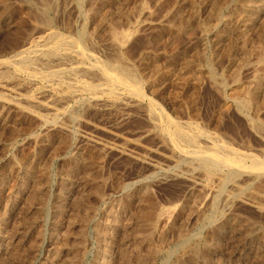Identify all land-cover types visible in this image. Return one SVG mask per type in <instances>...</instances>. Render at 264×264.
Here are the masks:
<instances>
[{"label":"rangeland","instance_id":"rangeland-1","mask_svg":"<svg viewBox=\"0 0 264 264\" xmlns=\"http://www.w3.org/2000/svg\"><path fill=\"white\" fill-rule=\"evenodd\" d=\"M29 1L0 0L1 60L13 57L15 50L29 39L36 41L48 28L74 36L87 26L92 39L88 38V50L104 61L120 56L118 60L133 66L145 103L137 98L132 105L123 100L103 103L82 92L78 100L63 103L70 105L66 115L72 112L77 118L64 114L47 121L51 114L47 110L20 111L14 103L17 95L9 89L16 86L20 94L37 97L39 92L40 99L54 100L61 92L55 81L39 80L30 88L26 80L20 82L13 67L6 76L0 75L4 80L0 84L5 83L0 86V264H264V211L243 201L224 208L222 198L217 208L223 214L207 222L214 192L185 178L188 165L179 169L178 153L163 141L145 109L148 101H155L176 123L199 125L239 151L263 156L264 0H82L80 6L76 0H55L58 5L53 0ZM219 4L225 8L220 19L214 12ZM41 9L51 25L43 22ZM24 15L26 22L23 19L18 26ZM116 30L124 45L117 46ZM212 70L223 87L213 80ZM252 90L258 94L247 112L236 99H248ZM257 182L254 202L264 205V180ZM183 237H190L185 246Z\"/></svg>","mask_w":264,"mask_h":264},{"label":"bare ground","instance_id":"bare-ground-1","mask_svg":"<svg viewBox=\"0 0 264 264\" xmlns=\"http://www.w3.org/2000/svg\"><path fill=\"white\" fill-rule=\"evenodd\" d=\"M14 1V0H13ZM35 1V0H34ZM38 0H36L37 2ZM40 1V0H39ZM42 1V0H41ZM47 1V0H45ZM55 1V0H53ZM94 1V0H93ZM99 1V0H98ZM191 1V0H189ZM228 1V0H227ZM231 1V0H230ZM235 0H233L234 2ZM243 0L239 1L242 2ZM247 1V0H246ZM250 1V0H249ZM28 2L30 3V1L28 0ZM44 2V1H43ZM41 2V3H43ZM58 2V1H57ZM57 2L55 1V5H58ZM78 6L81 5L82 0H76ZM85 2V0H84ZM92 2V1H91ZM96 2V1H95ZM100 2V1H99ZM147 2V1H146ZM195 2V1H193ZM229 2V1H228ZM227 2V3H228ZM252 2V1H251ZM19 3V2H18ZM27 3V2H26ZM28 3V4H29ZM103 3V2H102ZM144 3V1H143ZM214 3V2H213ZM223 3V2H222ZM225 3V4H227ZM232 3V2H230ZM244 3V2H243ZM252 3H256L258 5L257 2H252ZM17 4V3H16ZM24 4V2H23ZM31 4H33L31 2ZM30 4V5H31ZM51 4V3H50ZM53 4V3H52ZM84 4V3H83ZM82 4V5H83ZM248 4V3H247ZM37 5V4H35ZM39 5V4H38ZM37 5V7H38ZM43 5V4H42ZM45 5H49L48 2H46ZM214 5H216L214 3ZM222 4H219L218 6H216L215 9V15L217 16V18H222L221 15L223 10V7L220 6ZM233 5H235L233 3ZM231 4V6H233ZM238 5V3H237ZM250 5V7H253L252 5L254 4H248ZM1 6V5H0ZM14 6V5H13ZM12 6V7H13ZM29 6V5H28ZM26 6V7H28ZM41 6V5H40ZM44 6V5H43ZM225 6V5H224ZM261 6V5H260ZM2 7V6H1ZM9 7V5H8ZM11 7V6H10ZM22 7V6H21ZM24 7V6H23ZM25 7V9H26ZM32 7V6H31ZM36 7V8H37ZM53 7V6H52ZM82 7V6H81ZM96 7V5H95ZM145 7V4L144 6ZM199 7V6H198ZM214 7V6H213ZM236 7V6H235ZM255 7V6H254ZM253 7V8H254ZM257 7V6H256ZM5 8V7H4ZM30 8V7H29ZM34 8V9H36ZM77 8V7H76ZM252 8V9H253ZM3 9V8H2ZM23 9V8H22ZM38 9V8H37ZM44 9V8H43ZM47 9V8H46ZM45 9V10H46ZM57 10V8L55 7L54 10ZM79 9V7H78ZM83 9V8H82ZM96 9V8H95ZM249 9V8H248ZM251 9V10H252ZM4 10V9H3ZM33 10V9H32ZM48 10V9H47ZM81 10V8H80ZM97 10V9H96ZM95 10V11H96ZM113 10V9H112ZM145 10V9H144ZM227 10V9H226ZM237 10V7H236ZM242 10H244V7L242 8ZM9 11V10H8ZM38 11V10H37ZM42 11V9H41ZM52 11V10H51ZM82 11V10H81ZM106 11V10H105ZM125 11V10H124ZM173 11V10H172ZM209 11V10H208ZM232 12L234 11L231 10ZM258 11V9H257ZM256 11V12H257ZM34 12V11H33ZM40 12V11H39ZM39 12H36L39 13ZM44 11L41 12L42 14V19H44L43 22L46 23V25H51V18L50 16H48L49 18H46L45 15H43ZM46 12V11H45ZM58 12V11H57ZM87 12V11H86ZM99 12V11H96ZM119 12V11H118ZM236 12V11H235ZM240 12V11H239ZM245 12H247L245 10ZM3 13V12H2ZM1 13V14H2ZM35 13V12H34ZM34 13L32 15H34ZM48 13V12H47ZM82 13V12H81ZM88 13V12H87ZM92 13V12H91ZM229 13V12H228ZM227 13V14H228ZM238 13V11L236 12V14ZM242 13V12H241ZM251 13V11L249 12ZM248 13V14H249ZM253 13V12H252ZM251 13V14H252ZM39 14V15H41ZM51 14V13H50ZM104 14L105 13H101ZM214 14V13H213ZM236 14L234 15L232 13V15L236 16ZM243 16L244 12L242 13ZM247 14V13H246ZM87 15V14H86ZM254 15V13H253ZM53 16V15H52ZM51 16V17H52ZM102 16V15H101ZM109 16V15H108ZM229 18H231V13ZM240 16V15H239ZM249 16V15H248ZM251 16V15H250ZM248 17L249 19L251 17ZM256 16V15H255ZM22 17V16H21ZM28 17V16H27ZM56 17V16H55ZM88 17V16H87ZM107 17V16H106ZM233 17V16H232ZM238 17V16H236ZM246 17V16H245ZM244 17V18H245ZM53 18V17H52ZM94 17H92L93 19ZM111 18V17H109ZM122 18V17H121ZM240 18H242L240 16ZM255 18V17H254ZM26 22L25 20V15L24 18L22 17V21ZM32 19V18H31ZM84 19V18H83ZM87 19V18H86ZM104 19V18H103ZM225 19V18H224ZM252 19V18H251ZM55 20V19H54ZM236 20V19H235ZM246 20V19H245ZM244 20V22H246ZM253 20V19H252ZM23 22H20L19 25H22ZM29 21V20H28ZM31 21V20H30ZM225 21V20H224ZM223 21V22H224ZM19 22V21H18ZM33 22V21H31ZM54 22V21H53ZM62 22V21H61ZM104 22V20H103ZM111 23L112 21H108L107 23ZM229 22V21H228ZM248 22V20H247ZM247 22L245 24H247ZM250 22V21H249ZM109 23V24H110ZM138 23V22H137ZM217 23V21H216ZM219 23V21H218ZM217 23V24H218ZM220 23H222V21H220ZM225 23V22H224ZM252 23V22H250ZM32 24V23H31ZM54 24V23H53ZM215 24V23H214ZM242 24V23H241ZM244 24V23H243ZM44 25V23H43ZM84 26L86 25L85 23L83 24ZM134 25V24H133ZM222 25V24H220ZM16 26V25H15ZM27 26V25H26ZM198 26V25H197ZM208 26V25H207ZM211 26V25H210ZM247 26V25H245ZM32 27V26H31ZM36 27V26H34ZM33 27V28H34ZM215 29L217 28V26H213ZM54 28V27H53ZM87 28V26H86ZM86 28H82V30H79V33L74 35V36H68L65 35L63 33H59L56 31H53L50 28H46L47 30L44 32V34L41 36H39L37 38V40L35 41L34 39H29L28 42H26V44L24 46H22L19 50H15V54L13 55V57H10L8 59H0V75L1 76H6L7 73L10 71V68H14L15 71L14 73H16L18 76L17 78L20 80H26V82L28 83V85H37L39 80H43V81H48V82H52L55 81V83H57L60 86V94L55 95V99L54 100H48V101H44L42 99H40L39 97L41 96L42 93H40V96L34 97L32 95H28V94H20L19 91L16 89H14L15 87L9 89V92H12L13 94L17 95V101L14 102L15 104H17L20 108H22L20 111H27L28 112H35L34 108H40L41 110H47L49 111L50 117L49 120H53L56 121L59 119L60 116L62 115H66V113H68L69 111L67 110V108H69V106L66 108L64 107V102H68L67 100L70 99H77L79 97H81V93L85 92V93H89L91 95V98L94 100H97L98 102H103V103H118V101H122L123 103H128L129 104H133L135 98L138 99L139 102H144V92H143V86H142V81L140 79V77L137 75L136 71L134 70V68H132L133 66H129L123 63V61L121 62L120 60V56H118V60L115 56V59H111L108 61H104L102 60V58L97 57L94 53L90 52L87 48V44H88V38L91 39V37H88L89 34L86 32ZM105 28V27H104ZM114 28V27H113ZM17 29V28H16ZM15 29V30H16ZM24 29V28H23ZM40 29V26H39ZM80 29V28H79ZM93 29V28H92ZM110 29V28H109ZM121 29V28H120ZM129 29V28H128ZM223 29V28H222ZM225 29V28H224ZM21 30V29H20ZM19 30V31H20ZM37 30V29H36ZM111 30V29H110ZM115 30V29H114ZM119 30V29H118ZM127 30V29H125ZM136 30V29H135ZM203 30V29H202ZM21 30V34H22ZM58 31V30H57ZM109 31V30H108ZM29 32V31H28ZM106 32V31H105ZM120 32V31H118ZM116 31H113V38L116 41L117 46H120V44L122 43L121 40V36L120 34ZM202 32V31H201ZM220 32V31H219ZM247 32V31H246ZM11 33V32H10ZM121 33H123V31H121ZM129 33V32H128ZM133 33V32H132ZM32 34V33H31ZM92 34V33H91ZM90 34V35H91ZM244 34V33H243ZM98 35V34H97ZM95 35V36H97ZM212 35V34H211ZM242 35V34H241ZM248 35V34H247ZM8 36V35H7ZM92 36V35H91ZM129 36V35H128ZM127 36V39H128ZM22 37V36H21ZM28 37V36H27ZM98 37V36H97ZM112 37V36H111ZM29 38V37H28ZM35 38V37H34ZM113 38H111L113 40ZM126 38V37H125ZM14 39V38H13ZM92 40V39H91ZM14 41V40H13ZM22 41V40H21ZM124 41V40H123ZM205 41V40H204ZM112 42V41H110ZM6 43V42H5ZM13 43V42H12ZM15 43V42H14ZM18 43V42H17ZM16 43V44H17ZM20 43V42H19ZM205 43V42H204ZM21 44V43H20ZM19 44V45H20ZM98 44V43H97ZM96 44V45H97ZM114 44V43H113ZM123 44V43H122ZM9 45V44H8ZM14 45V44H13ZM124 45V44H123ZM245 45V44H243ZM6 46V45H5ZM10 46V45H9ZM17 46V45H15ZM91 46V45H90ZM99 46V44L97 45ZM8 47V46H7ZM19 47V46H18ZM92 47V46H91ZM218 47V46H217ZM95 48V47H94ZM101 48V47H100ZM117 48V47H114ZM119 48V47H118ZM18 49V48H16ZM93 49V48H92ZM106 49V48H105ZM257 49V48H256ZM255 49V50H256ZM259 49V48H258ZM9 50V49H8ZM7 50V51H8ZM115 50V49H114ZM120 50V49H119ZM107 51V50H106ZM263 50H261L262 52ZM105 52V51H104ZM118 52V51H117ZM257 52V51H255ZM259 52V55H261ZM112 53V52H111ZM116 52H113V54ZM6 54V53H5ZM107 54V53H106ZM117 54V53H116ZM114 54V55H116ZM253 54V53H252ZM127 55V54H126ZM253 56V55H252ZM264 56V55H263ZM110 58V56H109ZM108 59V58H107ZM204 59V58H203ZM209 59V58H208ZM261 59V58H259ZM106 60V59H105ZM206 60V59H205ZM264 60V57H263ZM216 61V60H215ZM128 63V61H126ZM209 62V61H207ZM212 62V61H211ZM214 62V61H213ZM263 62V61H262ZM188 65V64H187ZM209 65V64H208ZM255 67V66H254ZM262 67V66H261ZM213 68V66H212ZM208 69V68H207ZM260 69V68H259ZM211 71V69H210ZM209 72V70H208ZM215 72V71H214ZM238 72V71H237ZM255 72V71H254ZM257 72V71H256ZM212 78L213 80L216 82V84H218V86H222L223 85V81L221 79L216 78V76L213 73L212 70ZM10 74V73H9ZM8 74V75H9ZM139 74V73H138ZM143 75V74H142ZM207 75V74H206ZM255 75V74H254ZM257 75V74H256ZM255 75V76H256ZM218 76V75H217ZM261 74L258 75V77L260 78ZM8 77V76H7ZM8 81L9 79H13L12 78H7ZM67 77V78H65ZM87 77L91 78V79H87ZM2 78V77H1ZM211 78V77H210ZM237 78V77H236ZM255 80V77H253ZM16 79V78H15ZM228 79V78H227ZM258 79V78H257ZM3 80V79H2ZM1 80V81H2ZM264 80V79H263ZM0 81V83H1ZM16 81V80H15ZM4 82V80L2 81ZM25 82V83H26ZM46 82V83H48ZM255 84H257L256 82H258V80L254 81ZM262 82V80H261ZM260 82V83H261ZM23 83V82H22ZM24 83V84H25ZM26 83V84H27ZM5 83L0 84L4 85ZM20 84V83H19ZM25 84V85H26ZM214 84V83H213ZM24 85V86H25ZM47 85V84H46ZM45 85V87H46ZM50 85V84H49ZM53 85V84H52ZM57 85V86H58ZM63 87H62V86ZM225 85V84H224ZM262 85V84H261ZM261 85H259L258 87L255 85V88H261ZM38 86V85H37ZM44 86V85H43ZM56 86V87H57ZM263 86V85H262ZM7 87V86H6ZM18 87V86H17ZM54 87V86H53ZM223 87V86H222ZM3 88V87H2ZM19 88V87H18ZM30 88H32L30 86ZM48 88V87H47ZM220 89H222L221 87H218ZM259 88V89H260ZM1 89V88H0ZM8 89H6L8 91ZM25 89V88H24ZM258 89V90H259ZM245 90V89H244ZM256 90V89H255ZM252 90V93L250 94L249 91V95L250 97H248V99L246 98H237L236 102L238 103L239 107H241V109L246 110L248 112V110L250 109V103L255 99L256 94L254 91ZM45 91V89H44ZM58 91V89H57ZM226 91V90H225ZM238 91V90H237ZM29 92V91H28ZM31 92V90H30ZM46 92V91H45ZM48 92V91H47ZM59 92V91H58ZM6 93V92H5ZM51 93V91H50ZM56 93V92H55ZM241 93V92H240ZM30 94V93H29ZM34 94V93H32ZM45 94V93H44ZM102 94H105L107 96L106 99L103 98ZM232 94V93H231ZM3 95V94H1ZM9 95V94H8ZM12 95V94H11ZM47 95V94H46ZM248 95V94H246ZM244 95V96H246ZM248 95V96H249ZM6 96V95H5ZM13 96V95H12ZM36 96V95H35ZM51 96V95H49ZM11 97V96H10ZM9 97V98H10ZM53 97V96H52ZM84 97V96H83ZM235 97V96H234ZM8 98V100H9ZM15 98V97H14ZM49 98V97H47ZM86 98V97H85ZM147 98V96H146ZM3 99V96H2ZM11 99V98H10ZM50 99V98H49ZM80 100V99H79ZM82 101V100H81ZM10 102V101H9ZM60 102V104H59ZM72 102V101H71ZM133 102V103H131ZM149 103L147 104V109L148 110V115L151 118L150 120H153L154 123H156L157 127L160 128V132L163 135V141L165 139V142L169 145V148L178 153V158L175 160V163L177 165H179V169L180 166L183 164H187L188 165V171H187V176H185V178L190 179L192 182H194V184H200L201 186H203V188H206L208 190H212L214 192V196H213V206L210 210L209 213H207L206 215V220L207 222H212L217 220L218 217H220L223 212L221 210H219L217 208V204L220 203L219 200H221L222 198H224V202H225V207L224 208H229L230 206H232L236 201H243L246 202V204L250 203L252 205H254L256 207V209L260 210L261 212L264 211V205L261 202H254V195L252 192L253 186L254 184H256L257 181H261L264 180V155L263 156H259L257 154L254 153H249V152H243V151H239L235 148L232 147L231 144H228L225 141H221L219 138L208 134L205 130L201 129L200 126H196L192 123H188L186 125L184 124H179L176 123L175 120L173 118H171V116H167L164 111L161 109V107H159L157 105V103L155 101H148ZM13 103V102H12ZM26 103V104H23ZM137 104V102H135ZM145 103V102H144ZM6 104V102L4 103ZM86 104V103H85ZM89 104V103H88ZM87 104V105H88ZM101 104V103H100ZM7 105V104H6ZM10 105V104H9ZM16 105V106H17ZM77 105V104H76ZM98 105V104H97ZM237 105V106H238ZM13 106V105H12ZM15 106V109H16ZM66 106V105H65ZM80 106V105H79ZM145 106V105H144ZM6 107V106H5ZM11 106H9L10 108ZM14 107V106H13ZM19 107H17L18 109H20ZM78 107V106H77ZM143 107V105H142ZM7 108V107H6ZM35 108V109H36ZM73 108V107H72ZM122 108V107H121ZM247 108H249L247 110ZM70 110V109H69ZM75 110V109H74ZM73 110V111H74ZM8 111V110H7ZM17 111V110H16ZM19 111V110H18ZM22 111V112H23ZM40 111V110H39ZM79 111V110H78ZM2 112V111H1ZM14 112V111H13ZM76 112V111H75ZM244 112V111H242ZM17 113V112H16ZM42 113V112H40ZM246 113V112H244ZM36 114V113H35ZM71 116L70 118H77L76 117H72L74 115H72L73 113H70ZM248 114V113H247ZM25 115V114H24ZM33 115V114H31ZM64 115V116H65ZM66 115V116H67ZM35 116V115H33ZM42 116V115H40ZM45 116V115H43ZM69 116L67 118H69ZM38 117V116H37ZM31 118V117H29ZM41 119L43 117H40ZM17 119V118H16ZM39 119V118H38ZM48 119V118H47ZM248 119V118H247ZM246 119V120H247ZM261 119V118H260ZM24 120V119H23ZM43 120V119H42ZM41 120V121H42ZM65 120V119H64ZM259 120V119H258ZM45 121H46V117H45ZM46 121V122H47ZM52 121V122H53ZM68 121V119H67ZM73 121V120H72ZM76 121V120H75ZM16 122V121H15ZM18 122V121H17ZM44 122V120H43ZM63 122V121H61ZM70 122V120H69ZM152 122V121H151ZM50 123V122H49ZM60 123V122H59ZM258 123V122H257ZM46 124V123H45ZM45 124H42L43 126ZM61 124V123H60ZM59 124V126H60ZM63 126H65V122H63ZM6 125V124H5ZM54 125V124H53ZM62 125V124H61ZM150 125V124H149ZM15 126V125H14ZM57 126V125H56ZM17 127V126H16ZM49 127V126H48ZM62 127V126H61ZM73 127V126H72ZM258 127V126H257ZM260 127V125H259ZM41 128V127H40ZM46 128V127H45ZM74 128V127H73ZM252 128V127H251ZM59 129V128H58ZM64 129V128H63ZM66 129V128H65ZM206 129V128H205ZM256 129V128H255ZM259 129V128H258ZM264 129V128H263ZM26 131V130H25ZM50 131V130H49ZM261 131V130H260ZM62 132V131H61ZM74 132V131H72ZM71 132V133H72ZM264 132V131H263ZM70 133V134H71ZM262 133V132H261ZM260 133V134H261ZM40 134V133H39ZM67 134V133H66ZM46 135V134H45ZM68 135V134H67ZM72 135V134H71ZM39 138V136H38ZM50 138V137H49ZM162 138V137H161ZM71 140V139H70ZM36 141V140H35ZM75 141V140H74ZM42 142V141H41ZM45 142V141H44ZM50 142V141H49ZM70 142V141H69ZM51 145V144H50ZM167 145V146H168ZM39 146V145H38ZM61 146V145H60ZM64 146V145H63ZM106 146V145H105ZM66 147V146H65ZM107 147V146H106ZM263 148V147H262ZM3 152V151H2ZM263 152V151H262ZM263 154V153H262ZM3 155V154H2ZM38 156V155H37ZM83 156V155H82ZM31 157V156H30ZM77 157V156H75ZM29 158V157H27ZM78 158V157H77ZM20 159V158H19ZM33 159V158H32ZM83 159V158H82ZM75 160V158H74ZM91 160V159H90ZM22 161V160H21ZM18 161V162H21ZM32 161V160H31ZM25 162V161H23ZM43 162V161H42ZM32 164V163H31ZM26 165V164H25ZM85 165V164H84ZM154 165V164H153ZM32 166V165H31ZM155 167H157L156 165H154ZM12 167V166H11ZM27 167V166H26ZM25 167V168H26ZM170 167V166H169ZM176 169V166H174ZM178 167V166H177ZM182 167V166H181ZM185 167V166H184ZM183 167V168H184ZM14 168V167H12ZM24 168V169H25ZM29 168V167H28ZM34 168V167H33ZM159 168V167H158ZM162 167H160L161 169ZM165 168V167H164ZM18 169V168H17ZM16 169V170H17ZM169 169V168H168ZM8 170V169H7ZM27 170V169H26ZM30 170V169H29ZM32 170V169H31ZM42 170V169H39ZM162 170V169H161ZM184 170V169H183ZM14 171V170H13ZM37 172V170H35ZM167 171V170H165ZM196 171L200 172L201 175L197 176L196 175ZM20 172V169L19 171ZM32 172V171H31ZM155 172V171H154ZM161 172V171H160ZM27 173V172H26ZM38 173V172H37ZM47 173V172H46ZM28 174H31L28 172ZM54 174V173H53ZM61 174V173H60ZM185 174V175H186ZM24 175V174H23ZM17 176V175H16ZM26 176V175H25ZM40 176V175H39ZM21 178V177H20ZM31 178V177H30ZM33 178V177H32ZM35 178V177H34ZM50 178V177H49ZM48 178V179H49ZM31 180V179H30ZM33 180V179H32ZM95 180V179H94ZM27 181V180H24ZM47 181V180H46ZM49 181V180H48ZM140 181V180H139ZM1 183V182H0ZM46 183V182H45ZM258 183V182H257ZM144 184V183H143ZM193 184V185H194ZM263 184V183H261ZM34 185V184H33ZM40 185V184H38ZM37 185V186H38ZM259 186V185H258ZM45 187V186H44ZM40 188V187H39ZM144 188V187H143ZM191 188V187H190ZM202 188V189H203ZM194 189V188H193ZM212 192V193H213ZM42 193V192H41ZM211 193V194H212ZM94 194V193H93ZM257 194V193H255ZM99 195V194H98ZM38 196V195H37ZM41 196V195H40ZM84 197V196H83ZM190 198H192L191 196H189ZM205 197V196H204ZM212 197V196H211ZM36 198V197H35ZM200 198V197H199ZM256 198V197H255ZM262 198V197H261ZM264 198V197H263ZM262 198V199H263ZM45 199V198H44ZM197 200H200L198 198H196ZM38 200V199H37ZM47 200V199H46ZM106 200V199H105ZM190 200V199H189ZM205 200V199H204ZM256 200V199H255ZM260 200V199H259ZM185 201V199H184ZM207 201V199H206ZM210 202V201H209ZM245 204V203H243ZM182 205V204H181ZM193 205V204H192ZM195 205V203H194ZM204 205V204H203ZM249 205V204H248ZM44 206V205H43ZM188 206V205H187ZM201 206V205H200ZM209 206V205H207ZM234 206V205H233ZM5 207V206H4ZM77 207V206H76ZM80 207V206H79ZM206 207V206H205ZM242 207V206H241ZM42 209V208H41ZM175 209V208H174ZM173 209V210H174ZM231 209V208H230ZM147 210V209H146ZM172 210V211H173ZM202 210V209H201ZM200 210V211H201ZM205 210V208H204ZM209 210V209H208ZM229 210V209H228ZM170 211V210H169ZM43 212V211H42ZM167 212V211H166ZM165 212V213H166ZM179 212V211H178ZM183 212V211H182ZM225 212V211H224ZM255 212V211H254ZM156 213V212H155ZM165 213L163 215H165ZM147 214V213H145ZM184 214V213H183ZM204 214V213H203ZM161 215V214H160ZM159 215V216H160ZM167 215L170 216L169 212L167 213ZM174 215V214H173ZM189 215V214H188ZM233 215V214H232ZM81 216V215H80ZM85 216V215H84ZM166 216V215H165ZM205 216V215H204ZM218 216V217H217ZM230 216V213H229ZM240 216V215H239ZM93 217V216H92ZM151 217V216H149ZM185 217V216H184ZM217 217V218H216ZM233 217V216H232ZM245 217V216H244ZM243 217V218H244ZM85 218V217H84ZM166 218V217H165ZM183 218V217H182ZM199 218H201V216H199ZM205 218V217H204ZM225 218V217H224ZM227 218V217H226ZM55 219V218H54ZM88 219V218H87ZM170 219V217H169ZM192 219V218H191ZM231 219V217L229 218ZM236 219V218H235ZM234 219V220H235ZM250 219V218H248ZM84 220V219H83ZM154 220V219H153ZM168 220V219H167ZM186 220V219H185ZM228 220V218H227ZM232 220V219H231ZM255 220V218L253 219ZM252 220V221H253ZM113 221V220H112ZM160 221V220H159ZM221 221V220H219ZM224 221V220H223ZM226 221V220H225ZM259 221V220H258ZM88 222V221H87ZM170 222V221H169ZM175 222V221H174ZM218 222V221H217ZM222 223V221L220 222ZM229 223H231L229 221ZM249 223V222H248ZM254 223V222H253ZM201 224V223H200ZM204 224V223H203ZM216 224V223H215ZM225 224V223H224ZM238 224V223H237ZM250 224V223H249ZM260 224V223H259ZM153 225V224H152ZM214 225V224H213ZM222 224H220L221 226ZM258 225V224H256ZM4 226V225H3ZM100 226V225H99ZM202 226V224H201ZM207 226V225H206ZM212 226V224H211ZM238 226V225H237ZM253 226V224H252ZM151 227V226H150ZM174 227V226H173ZM219 227V226H216ZM255 227V225H254ZM260 227V226H259ZM169 228V227H168ZM214 228V227H213ZM248 228V225H247ZM176 229V228H175ZM218 229V228H217ZM260 229V228H259ZM69 230V229H68ZM169 230V229H166ZM220 230V229H219ZM223 230V229H222ZM233 230V229H232ZM236 230V229H235ZM254 230V229H253ZM264 231V229H262ZM251 231V229H250ZM150 232V231H149ZM200 232V231H199ZM259 232V231H257ZM66 233V232H65ZM248 233V232H247ZM197 234V233H196ZM255 234V233H254ZM182 235V234H181ZM193 235V234H192ZM221 235V234H220ZM247 235V234H246ZM201 236V235H200ZM248 236V235H247ZM252 236V235H251ZM248 237V238H251ZM264 236V235H263ZM262 236V237H263ZM195 237V236H193ZM198 237V236H197ZM245 237V236H244ZM259 237V236H258ZM147 238V237H146ZM149 238V237H148ZM147 238V239H148ZM253 238V237H252ZM180 239V238H179ZM262 239V238H261ZM190 240V237H183L181 246H183L184 244L188 243ZM193 240V239H192ZM195 240V239H194ZM199 240V239H198ZM212 240V239H211ZM149 241V240H148ZM214 241V240H213ZM258 241V240H257ZM1 242V241H0ZM147 242V241H146ZM201 242V241H200ZM208 242V241H207ZM219 242V241H218ZM210 243V242H209ZM215 243V242H214ZM263 243V242H261ZM259 243V244H261ZM167 244V243H166ZM183 244V245H182ZM163 245V244H162ZM179 245V244H178ZM189 245V244H188ZM205 244H203L204 246ZM215 245V244H214ZM213 245V246H214ZM58 246V245H57ZM152 246V245H151ZM151 246L149 248H151ZM185 246V245H184ZM202 246V249H203ZM258 246V245H257ZM8 247V246H7ZM78 247V246H77ZM201 247V246H200ZM199 247V248H200ZM194 248V247H193ZM171 249V248H170ZM175 249V248H174ZM196 249V248H195ZM206 249V248H205ZM151 250V249H150ZM178 250V249H177ZM201 250V249H198ZM154 251V250H153ZM152 252V251H151ZM173 252V251H172ZM207 252V251H206ZM263 252V251H262ZM261 252V253H262ZM59 253V252H58ZM98 253V252H97ZM155 255L156 251L153 252ZM101 254V253H100ZM135 254V253H134ZM141 254V253H140ZM143 254V253H142ZM169 254V253H168ZM172 254V253H171ZM175 254V253H174ZM190 254V253H189ZM85 255V254H84ZM99 255V254H98ZM144 255V254H143ZM146 255V254H145ZM149 255V254H148ZM151 255V256H152ZM167 255V254H166ZM192 255V254H191ZM57 256V255H56ZM127 256V255H126ZM141 256V255H140ZM156 256V255H155ZM185 256V255H184ZM243 256V255H242ZM250 256V255H249ZM11 257V256H10ZM53 257V256H52ZM99 257V256H98ZM150 257V256H149ZM153 257V256H152ZM170 256H168L169 258ZM198 257V256H197ZM247 257V256H246ZM257 257V256H256ZM263 257V256H262ZM71 258V257H70ZM129 258V257H128ZM155 258V257H154ZM167 258V259H168ZM172 258V257H171ZM196 258V257H195ZM194 258V259H195ZM126 259V258H125ZM180 259V258H179ZM264 259V257L262 258ZM138 260V259H137ZM170 260V259H169ZM88 261V260H87ZM135 261V260H134ZM188 261V260H187ZM190 261V260H189ZM192 261V260H191ZM86 262V261H85ZM148 262V261H147ZM193 262V261H192ZM71 263V262H70ZM87 263V262H86ZM131 263V262H130ZM137 263V262H136ZM139 263V262H138ZM161 263V262H160ZM172 263V262H171ZM77 264V263H76ZM133 264V263H131Z\"/></svg>","mask_w":264,"mask_h":264}]
</instances>
